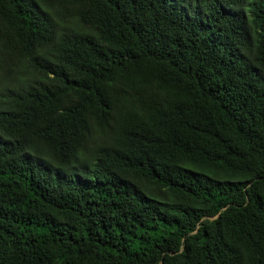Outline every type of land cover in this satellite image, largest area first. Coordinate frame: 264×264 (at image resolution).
Instances as JSON below:
<instances>
[{"label":"trees","instance_id":"1","mask_svg":"<svg viewBox=\"0 0 264 264\" xmlns=\"http://www.w3.org/2000/svg\"><path fill=\"white\" fill-rule=\"evenodd\" d=\"M0 264H264V0H0Z\"/></svg>","mask_w":264,"mask_h":264}]
</instances>
